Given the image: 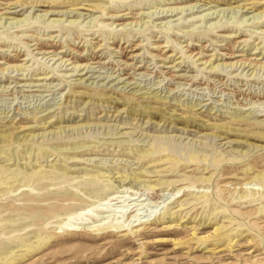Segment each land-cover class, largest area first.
<instances>
[{
	"label": "rangeland",
	"instance_id": "374dc122",
	"mask_svg": "<svg viewBox=\"0 0 264 264\" xmlns=\"http://www.w3.org/2000/svg\"><path fill=\"white\" fill-rule=\"evenodd\" d=\"M1 136L0 264H264V0H0Z\"/></svg>",
	"mask_w": 264,
	"mask_h": 264
},
{
	"label": "bare ground",
	"instance_id": "6f19581e",
	"mask_svg": "<svg viewBox=\"0 0 264 264\" xmlns=\"http://www.w3.org/2000/svg\"><path fill=\"white\" fill-rule=\"evenodd\" d=\"M26 1H29V3H41V2H43L44 0H26ZM258 2H256V1H254L252 4H257ZM17 6H15V7H13V8H16ZM194 7V6H193ZM192 7V8H193ZM209 9V8H208ZM6 13H8V14H15V13H19V10H14V11H10V12H6ZM70 13H72L73 15H78V13H76V12H74V11H68V12H64V13H56L55 15H69ZM212 13V12H211ZM210 13V14H211ZM213 14V13H212ZM46 15V14H45ZM44 15V16H45ZM49 15H51V14H49ZM207 15H209V14H207ZM258 15H260V13H256V14H253V16H252V18H254V17H256V16H258ZM119 16H122V15H119ZM75 17V16H74ZM251 17V16H250ZM11 19H13V20H15V24L14 25H19V27H22V26H24V23H23V20L25 19V18H23V19H15V18H11ZM250 19V18H249ZM56 21V23L58 24L59 23V21L60 20H53L52 22H55ZM132 21L131 22H129L127 25H132ZM12 25H13V23H11ZM122 26H125V25H122ZM34 45H37L34 49H37V52L36 53H38V54H43V56L44 55H47V54H49V53H53L52 51H44L41 47H39V45L38 44H34ZM119 54H121L122 55V52H119ZM50 56H54V57H52V60L57 56V54H51ZM94 56H95V54H94ZM205 57V56H204ZM232 57H236V56H232ZM42 58V57H41ZM49 57H46V59H48ZM64 58V56H62V57H60V58H56V60H55V62L54 63H56L57 61H59V67H63V66H68V65H72V68L70 69V71H72V72H78V71H82L83 69H85V68H91V70L93 69H95L96 67H93V66H91L90 67V65L86 62V63H84V64H78V65H74L73 63L74 62H71V63H68V64H64V63H66L68 60H64L63 59ZM202 59H203V57H202ZM90 60H92L91 61V63L90 64H96L97 66H105V62H101V60L100 59H97V57L96 58H91ZM94 60H96V61H94ZM53 63V64H54ZM208 63V66L207 67H210V69H209V71L210 72H214L215 70H214V68L215 67H217L218 66V64L216 65V66H212V64H211V62H210V60L209 59H207V60H205V61H203L202 62V64L203 65H205V64H207ZM250 63V64H249ZM119 64H122L123 66H121V68H120V70H118V71H122V69H125L126 70V68L127 69H132L134 72L135 71H140V73H138V74H145V73H147L146 71H143L144 69H148V68H144V65H140V64H133V63H128V62H120ZM239 65L238 67H241V66H243V68L244 67H249L250 65H251V62H249L248 60H246V59H244V58H242V59H239V60H237L236 62H233V63H231L230 64V66L232 67V66H236V65ZM247 64V65H246ZM108 65V64H107ZM246 65V66H245ZM65 66V67H66ZM82 66V67H81ZM123 67V68H122ZM144 68V69H143ZM169 68H171V67H169ZM102 69V68H101ZM78 70V71H77ZM17 71H19V70H17ZM99 71V70H98ZM143 71V72H142ZM173 71H175V70H173ZM161 73V72H160ZM163 73V72H162ZM120 74V73H119ZM166 74H168L169 75V79H171V78H173V77H177V78H181L182 80L184 79V77H187V76H182V75H176V73H172V72H170V73H168V72H166ZM76 75H78L77 73L75 74V76ZM80 75H82V74H80ZM135 75V74H134ZM164 75V74H163ZM68 76V75H67ZM69 76H73V74H70ZM143 77V76H142ZM194 77V76H193ZM193 77H191V81H193V83H195V81L193 80ZM31 79V78H30ZM51 79V77L50 76H41V77H39V78H37V80H31V81H26V82H24V84L23 85H20V86H28V87H39V88H45V90H47L48 88H55L56 89V87L55 86H50V84L49 83H39V81H48V80H50ZM115 79H118L117 77L115 78ZM122 79V78H121ZM120 79V80H121ZM125 79V78H124ZM123 80V79H122ZM121 80V81H122ZM123 82V81H122ZM181 84V83H180ZM19 86V87H20ZM15 86H13V87H11V90L14 88ZM7 88V90L9 89V87H6ZM10 90V91H11ZM6 91V90H5ZM29 91V90H28ZM33 91H41V90H33ZM43 92H44V90H43ZM48 92V91H47ZM24 130L25 129H31V128H23ZM0 138H2V136L0 137ZM25 139H26V137H24V134L23 135H16L15 137H14V143H18L20 140L21 141H25ZM18 145V144H17ZM0 146H1V144H0ZM249 184V183H248ZM128 188V187H127ZM126 190V189H125ZM178 192H180V191H176V192H173V193H171V195L173 194L174 195V193H178ZM127 193V192H126ZM129 193H131L133 196L134 195H137L139 192H134V190L133 191H129ZM162 192H159V193H153V192H149V190H147V192H142V194H139V196L137 197V198H139V197H141V196H144V195H146L148 198H150L152 201H153V203L155 204L156 203V207L159 205V204H161V203H163V201L164 200H162L161 198H162V196H163V194H161ZM146 196H144V197H146ZM136 198V199H137ZM143 198V197H142ZM141 198V199H142ZM164 198V197H163ZM126 199V198H125ZM135 198H131V200H134ZM144 199V198H143ZM166 199V198H165ZM167 199H170V198H167ZM147 200V199H146ZM149 200V199H148ZM142 201H144V200H142ZM121 203L123 204L122 206H121V209L120 210H118V212L119 213H122L124 210V212H126L127 211V209L131 206V204L130 205H126V201L125 200H122L121 201ZM104 204H107V202H104V203H100V202H95L94 204H93V206H95V208H99L100 207V205H104ZM97 205V206H96ZM135 206H137V205H135ZM125 208H127V209H125ZM131 212V210L129 211V213ZM77 216V215H76ZM77 217H71V216H68V217H66L65 219L68 221V222H72L73 220H75ZM136 221V220H135ZM134 222V221H133ZM144 222V221H143ZM139 223H141L140 221L138 222V224L137 225H139ZM65 224V223H64Z\"/></svg>",
	"mask_w": 264,
	"mask_h": 264
}]
</instances>
